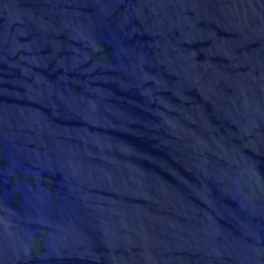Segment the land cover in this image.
Listing matches in <instances>:
<instances>
[{
    "label": "water",
    "instance_id": "water-1",
    "mask_svg": "<svg viewBox=\"0 0 264 264\" xmlns=\"http://www.w3.org/2000/svg\"><path fill=\"white\" fill-rule=\"evenodd\" d=\"M0 264H264V0H0Z\"/></svg>",
    "mask_w": 264,
    "mask_h": 264
}]
</instances>
